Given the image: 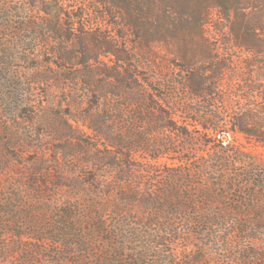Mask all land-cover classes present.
Segmentation results:
<instances>
[{
	"label": "rangeland",
	"instance_id": "obj_1",
	"mask_svg": "<svg viewBox=\"0 0 264 264\" xmlns=\"http://www.w3.org/2000/svg\"><path fill=\"white\" fill-rule=\"evenodd\" d=\"M254 14L262 20L261 8ZM213 21L215 29L205 32L215 58L194 67L196 82L209 86L201 99L185 88L190 74L182 72L187 62L177 48L108 53L120 31L88 0H0V264H103L115 252L113 264H131L135 252L146 264H264V218L248 207L261 203L251 185L264 182V146L257 141L264 136V56L247 54L226 23ZM255 35L264 39L263 31ZM118 58L141 64L164 99L159 108L185 128L184 136L179 129L150 137L151 155L113 145L77 120L90 113L87 124L124 132L134 124V107L97 87L113 80L106 69ZM89 71L100 73L91 87ZM119 137L131 142L126 133ZM233 180L237 193L228 190ZM217 183L223 187L208 192ZM224 192L223 201H209L207 193ZM163 194L173 207L159 200ZM153 199L156 206H147ZM93 204L106 209L98 211L102 218L89 212ZM218 215L227 222L210 230ZM243 223L248 231L235 232ZM59 226L61 238L70 235L76 245L55 244ZM168 227L176 238L165 234ZM118 230L108 243L107 232ZM138 230L154 242L132 235Z\"/></svg>",
	"mask_w": 264,
	"mask_h": 264
},
{
	"label": "trees",
	"instance_id": "obj_2",
	"mask_svg": "<svg viewBox=\"0 0 264 264\" xmlns=\"http://www.w3.org/2000/svg\"><path fill=\"white\" fill-rule=\"evenodd\" d=\"M95 6L101 7L105 14L109 16L112 27L119 32V36L113 40L111 48L108 53L117 55V50L123 48L126 54H131L130 48L137 46L144 49H151L157 45H164L168 48H177L179 58L187 62V66L182 68V72L190 74L186 77L185 88H192L190 94L195 98L204 99L209 93V86L206 85L203 80L198 79V73H194V67L198 62H209L215 58L213 50L210 48L209 40L205 32L206 28L210 26L215 29V23L213 18L226 23V28L231 31L234 38V42L237 47H240L247 54H256L264 56V39L257 38L255 35L256 30L264 32V0H88ZM260 3V4H259ZM261 8L262 20L255 16L254 10ZM216 13L214 14V12ZM69 26L74 29V23H69ZM218 30V29H217ZM121 33V34H120ZM124 41L126 43L119 46V42ZM91 59V58H90ZM89 59V60H90ZM96 61L98 57L94 58ZM87 61L77 62V65H85ZM141 64L132 58H118L114 64L108 67L107 75L113 80L103 81L99 84L95 81V77L100 75L96 71H89L86 84L89 87L92 84L97 83V87L101 92L107 93L109 90L113 91L115 97L123 99L128 102L129 105L134 107L133 112V125L130 126L125 132L118 128H112V126L102 127L93 126L87 124L91 114L80 116L78 121H82L84 125H87L90 129L108 137L113 141V145H120L122 148H127L131 153L144 152L151 155L153 147H151L150 137L163 136L165 132H178L182 129V135L184 136L185 128H177L173 121V114L170 111L161 109V101L164 99L161 95H158L159 87L155 82H152L144 78V74L141 71ZM220 76H214L218 79ZM196 87L194 86V83ZM103 97V96H102ZM80 119V120H79ZM221 126L219 123H214L212 130L215 133L221 132ZM242 129V128H241ZM126 133L131 138V142L125 144L121 140V136L118 135ZM111 137V138H110ZM257 141L260 145L264 146V136L257 135ZM155 143V142H153ZM163 153L158 156H152L154 160L163 157ZM176 177V176H175ZM225 186V185H224ZM228 190L234 191L236 184L235 181L227 184ZM226 186V187H227ZM251 186L255 189L250 191V195L257 197L260 204H253L248 206L250 210H260L259 218H264V206L262 200L264 199V190L257 191L256 188H264L263 181H256ZM223 187V184L217 183L213 185V188H209L208 192L212 190H219ZM110 187L102 194L101 191L97 192V195H110ZM211 199L217 201H223L226 198L224 192L223 196L218 195L213 198L211 193H207ZM135 200L136 197H129ZM127 199V198H126ZM154 200V201H153ZM147 201V206H156V200L153 199ZM162 203H165V207H173L170 195L163 194L159 197ZM146 202V201H145ZM242 203L243 200H237ZM160 203V202H159ZM114 207L117 210V214L122 212L123 207L120 204L114 202ZM248 205V204H247ZM89 212L95 213L98 218H102V214H99L101 210H106L103 207L100 208L95 204L91 205ZM175 207V206H174ZM173 209V208H172ZM99 211V212H98ZM239 212V211H237ZM53 213V212H52ZM54 214V213H53ZM170 215V213L168 214ZM67 217L73 220V216L67 214ZM218 215V222L210 220V230L219 229L223 226V222L226 218L221 219ZM61 224V222H60ZM64 224V222H62ZM150 226L152 225L149 224ZM154 225V224H153ZM264 225V224H263ZM106 224L102 229H106ZM60 232L58 236H55L54 242L58 246H74L76 245L75 239L65 236L61 238V227H58ZM248 229L247 223L237 225L235 232L245 233ZM216 232V231H215ZM106 233V231H105ZM110 235L108 241L112 242L118 237L122 231L107 232ZM147 235L149 242H154L155 236L148 234L147 232L137 231L132 235L143 236ZM166 235H172L177 237L179 232L174 228L168 227ZM215 234V233H214ZM211 234V237L214 236ZM161 235V236H158ZM213 235V236H212ZM158 241L157 244L162 245L161 241H166L164 235L160 231H157ZM48 238L47 240H49ZM45 240V239H44ZM142 243V241H139ZM109 243V242H108ZM138 243V242H137ZM144 248V247H143ZM142 248V249H143ZM38 253V251H37ZM112 255V254H111ZM113 256H120L115 252L114 255L108 256L109 258L101 260L103 264H113ZM264 258V256H261ZM147 257L143 254H136L134 258L129 259L131 264H146ZM55 264H61V260H57Z\"/></svg>",
	"mask_w": 264,
	"mask_h": 264
}]
</instances>
